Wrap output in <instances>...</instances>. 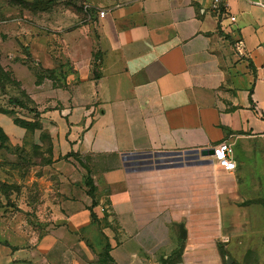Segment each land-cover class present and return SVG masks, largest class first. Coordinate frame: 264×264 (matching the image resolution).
<instances>
[{"label": "crops", "instance_id": "crops-1", "mask_svg": "<svg viewBox=\"0 0 264 264\" xmlns=\"http://www.w3.org/2000/svg\"><path fill=\"white\" fill-rule=\"evenodd\" d=\"M87 1L30 47L63 69L31 93L52 158L43 203L20 207L39 222H0V264H264V0ZM222 144L233 170L124 160Z\"/></svg>", "mask_w": 264, "mask_h": 264}, {"label": "rangeland", "instance_id": "rangeland-1", "mask_svg": "<svg viewBox=\"0 0 264 264\" xmlns=\"http://www.w3.org/2000/svg\"><path fill=\"white\" fill-rule=\"evenodd\" d=\"M78 3L79 0H0V64L15 79L14 85L6 86L4 91L0 89V109L14 108V114L0 113V126L6 133L0 131L4 136V143L0 142V222L9 218L35 223L41 218L32 209L22 213L20 208L43 203V188L36 176L41 174L39 164L52 158L50 148L37 146L52 144L41 140L47 136L40 132L39 113L31 110L36 108L31 93L41 79L45 80L44 88L61 84L63 73L57 72L54 76L46 72L37 64L30 47L34 37L49 32L48 13L55 10L62 14L64 8ZM11 97L22 100L29 109L14 106L9 102ZM15 118L28 128L17 124Z\"/></svg>", "mask_w": 264, "mask_h": 264}, {"label": "water", "instance_id": "water-1", "mask_svg": "<svg viewBox=\"0 0 264 264\" xmlns=\"http://www.w3.org/2000/svg\"><path fill=\"white\" fill-rule=\"evenodd\" d=\"M214 154V148H208L203 150H189V151H164L155 153H129L124 156V160L132 161L127 165H140L145 164H155V166L150 167L151 169H163L182 166L184 160H199L201 157H210ZM143 160V161H142ZM148 160V161H147ZM209 162V161H207ZM149 169V167H147ZM180 236L182 238L187 237V232L184 226H180Z\"/></svg>", "mask_w": 264, "mask_h": 264}, {"label": "trees", "instance_id": "trees-1", "mask_svg": "<svg viewBox=\"0 0 264 264\" xmlns=\"http://www.w3.org/2000/svg\"><path fill=\"white\" fill-rule=\"evenodd\" d=\"M224 9H222V12H223ZM43 69V68H42ZM46 72H48L49 74L51 75H54L57 74V72H60V73H63V69L60 68V69H44ZM43 79L41 80H38L37 84H40L42 83ZM15 84V79L14 77L12 76V73L5 69L1 64H0V89L2 91H4V89L6 88V86L8 85H14ZM9 102L12 103L14 106H20V107H23V108H27L29 109L25 103L18 99V98H13L11 97L9 99ZM31 110L33 112H35V114L39 113V111L36 109V108H31ZM0 113H3V114H7V115H10V114H14V108H9V109H0ZM14 121L19 124L20 126L24 127V128H28L25 126V124H23L22 120L18 119V118H15ZM0 131H2L3 134H6L5 131L3 130V128L0 126ZM0 142L3 144L4 143V136L2 134H0ZM88 184L90 185V193L92 196H94V191H95V187L94 185L92 184V181L90 178H88ZM93 217L95 218V214L93 213ZM103 256L105 259H110L111 262H112V259L109 255V252H108V246L105 248V251L103 253ZM174 261L172 260L170 262V264H172Z\"/></svg>", "mask_w": 264, "mask_h": 264}, {"label": "built area", "instance_id": "built-area-1", "mask_svg": "<svg viewBox=\"0 0 264 264\" xmlns=\"http://www.w3.org/2000/svg\"><path fill=\"white\" fill-rule=\"evenodd\" d=\"M83 7L87 12L92 11L93 6L90 4L87 0H83ZM214 9L217 11V13H220L221 15H225V9L222 12L221 7V0H214ZM104 11H100V15H104ZM235 17L232 16L231 20L235 21ZM245 48V43L243 40H238L236 43V49L239 54H243ZM231 149L229 145L222 144L220 146L214 147V154L210 156L213 161H217L221 167H223L226 170H233L236 168V163L232 159L230 155Z\"/></svg>", "mask_w": 264, "mask_h": 264}]
</instances>
